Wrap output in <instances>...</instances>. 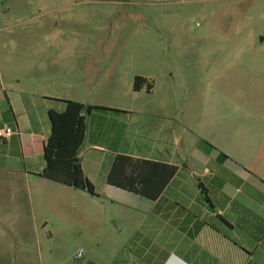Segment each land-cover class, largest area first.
Returning <instances> with one entry per match:
<instances>
[{"label":"rangeland","instance_id":"rangeland-1","mask_svg":"<svg viewBox=\"0 0 264 264\" xmlns=\"http://www.w3.org/2000/svg\"><path fill=\"white\" fill-rule=\"evenodd\" d=\"M110 65L120 66L121 81L110 79ZM143 73L157 75L155 96L177 95L180 110L200 115L210 108V123L213 112L237 104L257 112L264 101V0H0V99L7 106L10 96L36 93L59 75L61 95L138 105L145 93L133 90L134 75ZM25 155L12 139L0 141V216L34 221L35 239L7 227L0 251L14 244L41 264H73L78 247L106 260L118 245L156 238L140 227L145 215L125 205L62 184L34 189L24 182V167H31Z\"/></svg>","mask_w":264,"mask_h":264},{"label":"crops","instance_id":"crops-1","mask_svg":"<svg viewBox=\"0 0 264 264\" xmlns=\"http://www.w3.org/2000/svg\"><path fill=\"white\" fill-rule=\"evenodd\" d=\"M119 67L110 65V79L122 80ZM136 76L152 82L153 88L150 92L145 86L135 91L145 96L133 106L61 95L55 88L64 84L60 75L58 81L46 80L43 90L36 93L14 99L10 96L9 106L0 99V128L16 124L19 135L9 139L21 146L31 166L24 167V182L33 181V188L42 193L61 185L38 175L44 167V144L51 133L49 110L64 111L63 100L67 99L113 109L86 115L85 141L80 150L84 173L99 197L144 214L140 227H145L146 234L155 232L161 240L151 237L125 242L110 259L86 255L73 264H264V101L257 102V112L240 104L227 113L213 112L216 120L210 123V108L200 115L188 114L185 107L179 109L177 95L155 96L157 75ZM160 78L175 91L173 82L162 80L167 75ZM246 104L253 108L254 98ZM207 130H216L218 138ZM220 152L228 156L222 163L217 161ZM118 155L163 162L178 166V171L160 198L152 200L106 182ZM5 163L11 165L13 161ZM31 214L34 220L33 211ZM47 222L43 219L42 228ZM7 227L11 232L30 231L31 240L35 239L34 221L28 224L19 217L0 216V231ZM0 264L41 262L29 249L13 244L10 251H0Z\"/></svg>","mask_w":264,"mask_h":264},{"label":"trees","instance_id":"trees-1","mask_svg":"<svg viewBox=\"0 0 264 264\" xmlns=\"http://www.w3.org/2000/svg\"><path fill=\"white\" fill-rule=\"evenodd\" d=\"M144 86L149 92L153 88L152 82H148L142 76H136L133 82L134 91H139ZM63 101L66 103L64 111L49 110L51 133L44 144V167L38 175L99 197L95 186L84 173L80 150L85 141L86 115L92 111L113 109L100 105H87L71 99ZM13 128L16 130L15 135H19L16 124ZM0 141L6 143L5 139H0ZM227 158L224 152H220L217 161L222 163ZM177 171L178 166L118 155L106 177V182L143 197L157 200ZM199 185L202 194L205 195L201 180H199Z\"/></svg>","mask_w":264,"mask_h":264},{"label":"built area","instance_id":"built-area-1","mask_svg":"<svg viewBox=\"0 0 264 264\" xmlns=\"http://www.w3.org/2000/svg\"><path fill=\"white\" fill-rule=\"evenodd\" d=\"M16 134V130L11 126L0 128V139H9ZM86 255V250L83 247H78L73 255L75 261L82 260Z\"/></svg>","mask_w":264,"mask_h":264}]
</instances>
